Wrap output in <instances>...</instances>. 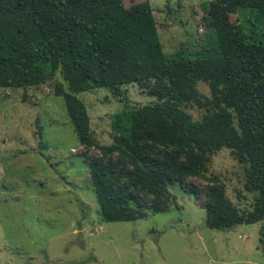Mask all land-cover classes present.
Instances as JSON below:
<instances>
[{"label":"trees","instance_id":"1","mask_svg":"<svg viewBox=\"0 0 264 264\" xmlns=\"http://www.w3.org/2000/svg\"><path fill=\"white\" fill-rule=\"evenodd\" d=\"M213 1L253 16L217 28V55L178 59L165 55L149 1L0 0V89H28L59 71L55 95L64 98L80 144L99 152L88 171L104 222L168 211L169 185L190 178L209 183L208 228L264 222V0ZM131 84L157 103L125 105L112 116L113 143L97 144L79 95L107 89L120 97ZM195 107L204 112L199 120L188 111ZM224 149L244 166L246 189L256 194L248 212L230 201L218 177L207 176L211 157ZM259 241L264 252V225Z\"/></svg>","mask_w":264,"mask_h":264},{"label":"rangeland","instance_id":"2","mask_svg":"<svg viewBox=\"0 0 264 264\" xmlns=\"http://www.w3.org/2000/svg\"><path fill=\"white\" fill-rule=\"evenodd\" d=\"M145 1L154 8L168 58L217 55V28L247 24L253 16L213 0H123L126 7ZM58 79L59 71L28 89H0V264H264V222L226 231L206 226L204 179L169 185L174 200L164 213L104 222L88 171L99 152L80 144L64 98L55 95ZM198 88L211 97L208 84ZM121 94L79 95L99 145L113 143L112 116L125 105L157 103L137 84L123 86ZM188 111L196 120L204 114ZM207 176L224 183L240 211L252 210L256 194L247 191L245 168L231 150L211 157Z\"/></svg>","mask_w":264,"mask_h":264}]
</instances>
